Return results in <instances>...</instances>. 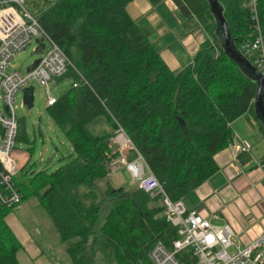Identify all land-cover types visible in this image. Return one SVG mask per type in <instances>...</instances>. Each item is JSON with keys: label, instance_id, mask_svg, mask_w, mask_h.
Instances as JSON below:
<instances>
[{"label": "trees", "instance_id": "obj_1", "mask_svg": "<svg viewBox=\"0 0 264 264\" xmlns=\"http://www.w3.org/2000/svg\"><path fill=\"white\" fill-rule=\"evenodd\" d=\"M45 1L40 25L87 83L47 105L70 154L52 172L32 171L23 200L39 199L60 240L68 242L70 264H150L153 245L160 241L170 248L176 230L140 189L99 187L119 155L111 144L116 130H124L169 196L184 199L217 170L214 157L232 142L233 122L243 115L257 121L256 83L221 48L207 0H173L185 17L196 16L212 33L217 49L216 55L202 49L178 72L130 15L133 0ZM219 2L240 50L251 36V12L242 0ZM257 12L264 30V0H257ZM10 209L0 208V264H19L21 245L5 221Z\"/></svg>", "mask_w": 264, "mask_h": 264}, {"label": "built area", "instance_id": "obj_2", "mask_svg": "<svg viewBox=\"0 0 264 264\" xmlns=\"http://www.w3.org/2000/svg\"><path fill=\"white\" fill-rule=\"evenodd\" d=\"M27 1L0 0V85L5 109V113L0 111V208L16 207L23 200V193L14 180L23 168L17 155L19 150L15 148L19 132L13 106L15 94L35 80L46 89L47 105H51L56 99L49 89L57 80L74 73L78 80L73 79L72 87L87 83L72 59L40 25L37 16L26 9ZM241 7L251 12V36L239 49L264 79V30L257 12V0H242ZM38 41L44 43L38 64L26 73L8 71L15 54L32 42L36 43V50ZM111 144L116 145L119 152L112 162H124L131 183L157 201L166 220L176 230L177 236L170 248L160 241L153 245L148 254L150 264H264V231L243 242V236L236 233L231 223L214 224L202 208L188 210L183 199H172L120 126ZM230 146L235 159L252 150L246 139H232ZM128 148L133 154L131 159ZM117 169L112 167L111 170ZM212 217L217 218V215Z\"/></svg>", "mask_w": 264, "mask_h": 264}, {"label": "crops", "instance_id": "obj_3", "mask_svg": "<svg viewBox=\"0 0 264 264\" xmlns=\"http://www.w3.org/2000/svg\"><path fill=\"white\" fill-rule=\"evenodd\" d=\"M128 11L138 23L150 15L155 17L148 27L154 33L149 39L174 72L192 64L195 55L205 49L207 44L216 48L212 33L201 25L196 16L185 17L173 0H162L158 5L151 4L149 0H133L128 5ZM170 12L176 17V27L167 22ZM189 21L195 25L185 30L183 23ZM244 116L249 122L252 120V116L243 115L240 118ZM258 124L256 126L251 123L257 140L251 152L241 153L235 159L233 148L229 144L214 157L217 170L183 199L188 210L202 208L210 215L212 223H231L236 233L243 236V242L264 231V133ZM233 132V139L247 140L245 135H240L234 128ZM17 155L24 168L29 162L30 154L26 150H19ZM38 206L37 202L31 204L30 208L20 203L5 217L21 245L17 252L19 264H68L66 249L53 241L56 238L48 223L42 228L41 220H34L35 224L32 226L30 222L20 220L16 214L20 210L23 213L25 210L28 213L31 210L39 211ZM212 215H217V218Z\"/></svg>", "mask_w": 264, "mask_h": 264}, {"label": "rangeland", "instance_id": "obj_4", "mask_svg": "<svg viewBox=\"0 0 264 264\" xmlns=\"http://www.w3.org/2000/svg\"><path fill=\"white\" fill-rule=\"evenodd\" d=\"M48 5V2L45 0H28L25 3L26 9H28L34 16H38L39 13L44 10ZM157 17V16H156ZM170 25L176 27L175 19L176 17L170 14L167 16ZM154 16L145 17L139 21V26L143 30V32L148 36V38H152L154 35L153 31L148 27L152 24ZM195 25L194 22L189 21L187 23H183V28L185 30L193 28ZM174 27V28H175ZM179 30V29H178ZM169 36L168 34H166ZM165 35V36H166ZM160 40V39H159ZM206 48H211V55L217 54V49L210 45H206ZM36 47V43L32 42L28 47L23 49L22 51L15 54L14 58L11 61L10 66L8 67V71L19 70L21 73H26L28 67L36 60L39 59L41 54L35 53L34 48ZM73 78L71 76H65L59 80L55 84L50 85V95L55 99L60 98L65 92H67L72 87ZM29 85L34 86V105L31 109H28L25 105H23L22 100V91H19L15 94L14 97V110L16 117L19 121V132L18 137L15 142L16 150H26L30 153V159L28 164L22 168V170L17 174L14 178L21 192L26 189V185L30 180L31 172L34 170L45 169L47 172H52L59 166L65 164L67 161V156L70 154V146L67 142V139L62 132V130L56 126L54 121L50 118L47 111V94L46 89L41 86L37 81L32 80L28 83ZM0 111L5 113L4 109V101H3V92L0 85ZM249 117H251L249 115ZM254 123L256 126L258 121H256L253 117L250 121ZM244 116L243 118L237 119L233 123V128L240 135H245L247 140L251 143V145H256V136L253 133L252 125ZM259 125V124H258ZM105 126V125H104ZM97 129V128H95ZM1 131V128H0ZM96 133L98 131L94 130ZM112 141V140H111ZM113 143V142H112ZM112 149L116 151L117 146L112 144ZM256 149H254L255 151ZM119 154V152H118ZM133 157L132 151L128 148V158L131 159ZM117 159V158H116ZM112 167L118 168L115 172L111 169ZM109 174L107 175V179L101 181L99 183V187L104 188L106 183L111 184L115 188L123 187L128 191L132 189H136L137 187L131 183V177L129 172L126 170L124 166V162L117 160L115 163L112 160L108 163ZM112 173V174H111ZM99 189V188H98ZM23 190V191H22ZM37 202L39 204V211L31 210L28 213L25 210H20L16 212L18 214V218L22 221L30 222V225H34V220H41V227L45 224H49L52 233H54L55 243L62 245L63 247H67L68 242H62L59 237V233L52 223L48 213L44 210L45 208L40 203L39 199L35 196H30L24 198L21 201V204H24L25 207L30 208V205ZM157 204V203H156ZM185 204V203H184ZM158 205V204H157ZM26 208V209H27ZM15 207L11 208L9 211H12ZM42 213V215H39ZM107 213V207L104 205L101 208L99 219L97 225L100 226L105 218ZM41 217V219H39ZM50 233V235L52 234ZM49 236V235H48ZM50 238V236L48 237ZM58 245V246H59ZM67 255V262L70 264V258Z\"/></svg>", "mask_w": 264, "mask_h": 264}, {"label": "water", "instance_id": "obj_5", "mask_svg": "<svg viewBox=\"0 0 264 264\" xmlns=\"http://www.w3.org/2000/svg\"><path fill=\"white\" fill-rule=\"evenodd\" d=\"M210 12L216 22L215 33L219 39V43L223 51L239 66V68L248 76L252 81L256 83V96L254 104V113L257 121L260 123L264 131V79L261 73L255 68V66L238 50L234 44V40L231 38L227 21L223 15V7L219 0H207ZM39 45L34 50L35 53L41 54L44 43L38 41ZM39 62L36 59L27 70L34 68ZM23 104L31 109L34 105V86L29 85L22 89Z\"/></svg>", "mask_w": 264, "mask_h": 264}]
</instances>
